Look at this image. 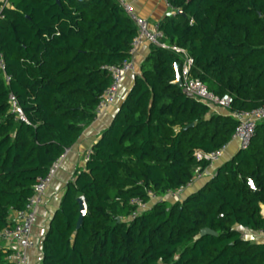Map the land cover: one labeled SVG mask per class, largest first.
I'll return each instance as SVG.
<instances>
[{"label": "trees", "instance_id": "obj_1", "mask_svg": "<svg viewBox=\"0 0 264 264\" xmlns=\"http://www.w3.org/2000/svg\"><path fill=\"white\" fill-rule=\"evenodd\" d=\"M8 0L0 19V232L22 211L39 177L98 115L112 83L108 66L130 57L135 21L118 0ZM173 13L159 29L168 45L193 58L191 75L228 112L264 105V0H167ZM181 12V13H180ZM182 55L157 46L110 125L91 147L85 170L67 184L42 242V264H264V243L239 228L264 232V121L239 149L183 200L156 199L132 216L135 197L151 201L187 186L196 153L231 142L237 121L212 112L175 85ZM13 93L28 122L10 110ZM254 183L251 189L248 180ZM88 214L77 229L78 197ZM210 228L217 236L201 235ZM0 264L12 252L1 246Z\"/></svg>", "mask_w": 264, "mask_h": 264}, {"label": "built area", "instance_id": "obj_2", "mask_svg": "<svg viewBox=\"0 0 264 264\" xmlns=\"http://www.w3.org/2000/svg\"><path fill=\"white\" fill-rule=\"evenodd\" d=\"M118 1L123 5L125 10L135 21L138 28V32L132 41L130 57L120 65H112L107 67V69L112 74L113 80L110 86L105 90V92L101 96V99L98 104V113L108 109L111 105L114 104L124 76L128 72H132L134 70L133 56L142 41H147L150 46H157L163 49H169L182 55V87L183 92L186 96L203 104L209 105L211 108H230V105L233 101L230 95L225 94L221 97L216 96L208 90L207 86L202 83V81H200L198 78L192 77L191 67L193 64V58L184 48L175 45H168L165 42L164 34L159 29V23L155 26H150L145 19L136 16L132 12L131 7L128 4L124 3V0ZM165 1L170 7L168 1ZM7 6L8 0H0V19L4 18V9ZM0 73L3 75L6 82L11 81L12 77L10 74L7 73V66L4 54L2 52H0ZM9 104L10 110L16 116V119L22 122H28L21 106L18 103L16 96L13 93H11L9 96ZM229 114L237 121V126L235 132L232 135L231 142L238 141L239 149H247L250 145L253 135L255 134L257 124L261 121H264V105L252 111L238 110L233 111ZM226 147L227 145L221 149L210 153L198 152L196 153V157L198 160L204 159L209 161V167H211L215 162H217L221 158ZM91 153V149L86 152V161L89 160ZM66 154L67 150L50 166L45 176L39 177L38 182L34 186V193L28 199L25 208L22 211L16 212L11 225L4 228L0 232V240L2 242H14L16 245L14 248L11 249L12 252L8 256V260L13 264H29V252L34 246L32 241V229L37 218L36 210L38 206L42 203V198L48 186L55 177L58 169L60 168V165L63 159L65 158ZM209 167H207L203 171L200 170V168H197L195 176L189 184L193 183L198 179L203 178L207 173ZM248 184L251 189L255 190L254 183L251 179L248 180ZM185 187L186 186L180 187L175 190H169L164 197H157L152 192H149V195L151 197V201L149 202H144L141 198L138 197L133 198L131 200V203L135 205L137 209L132 213V216L141 214L147 209H149L152 205V202L156 199L168 200V198H170L176 201L180 200ZM258 232L259 234L264 236V232L262 230H259Z\"/></svg>", "mask_w": 264, "mask_h": 264}, {"label": "crops", "instance_id": "obj_3", "mask_svg": "<svg viewBox=\"0 0 264 264\" xmlns=\"http://www.w3.org/2000/svg\"><path fill=\"white\" fill-rule=\"evenodd\" d=\"M124 3L131 7L132 12L136 16L145 19L150 26H155L166 16L173 13L165 0H124ZM150 50L151 46L147 41H142L140 43L133 56L134 70L128 72L124 76L114 104L108 109L98 113L95 120L85 128L78 141L67 150V154L63 159L60 168L42 198V203L36 210L37 218L32 229V241L34 246L29 252V264H42L43 238L48 231L51 218L60 205L67 184L74 180L79 172L85 170L87 162L85 159L86 152L91 149L92 145L101 137L102 132L110 125L115 113L132 88L134 84V76L140 73L141 64L149 54ZM211 110L218 114H229L228 109L223 107H213ZM238 150L239 142H230L225 148L221 158L209 167L205 176L184 188L180 200H183L186 196L199 190L204 183L215 174L217 168L227 160L231 159ZM168 200L170 202L176 201L170 198H168ZM260 207L261 214L264 216V204H261ZM14 217L15 213L11 215V220H13ZM239 229L243 232V237L245 239L255 243H264V236L259 234L258 231H252L247 228ZM1 246L5 249H12L16 245L14 242H2Z\"/></svg>", "mask_w": 264, "mask_h": 264}, {"label": "water", "instance_id": "obj_4", "mask_svg": "<svg viewBox=\"0 0 264 264\" xmlns=\"http://www.w3.org/2000/svg\"><path fill=\"white\" fill-rule=\"evenodd\" d=\"M57 3H60L59 0H57ZM181 13V12H180ZM174 68L176 70V80L173 82L175 85L181 87L183 82H182V76L180 73V65L179 64H174ZM78 203H79V218L77 221V225L76 228L79 229L81 228L82 224H83V219L84 217L88 214V205L86 202V198L82 195L80 197H78ZM201 235H213V236H217V232L210 229V228H206L203 229L201 231Z\"/></svg>", "mask_w": 264, "mask_h": 264}]
</instances>
